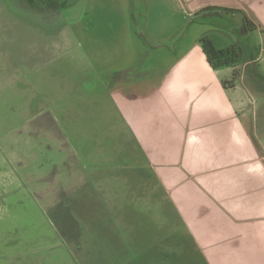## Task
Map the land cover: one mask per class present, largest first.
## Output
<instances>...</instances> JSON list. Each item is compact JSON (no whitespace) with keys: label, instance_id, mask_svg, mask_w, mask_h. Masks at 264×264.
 Instances as JSON below:
<instances>
[{"label":"rangeland","instance_id":"rangeland-1","mask_svg":"<svg viewBox=\"0 0 264 264\" xmlns=\"http://www.w3.org/2000/svg\"><path fill=\"white\" fill-rule=\"evenodd\" d=\"M61 1L56 9L41 5L44 10L35 13L19 10L16 0L7 6L0 0V21L9 22L0 26V264H96L95 252L106 258L101 264H212L211 251L191 239L164 207L167 202L161 212L145 208L152 209L155 199L145 184L140 188L138 165L133 161L130 169L121 157L126 148H134L132 154L138 149L129 145L128 130L151 150L161 142L159 111L166 117L159 120L162 127L172 118L164 105L158 108L157 92L177 61L185 62L178 70L181 81L203 79L206 93L219 96L225 112H236L231 125L238 117L248 131L255 125L263 151L264 59L261 68L252 63L244 81L226 90L222 82L232 79L230 72L207 67L200 43L202 38L217 48L238 43L249 58H257L255 35L242 33L232 18L191 16L177 0H148L146 23L128 16L125 0ZM198 26L207 32L196 39ZM66 54L74 57L71 67ZM120 61L130 64L127 84L135 95L152 94L155 102L121 107L120 87L112 89L118 79L113 66ZM54 116L55 126L49 122ZM167 133L162 142H174ZM257 167L244 168L264 172L262 164ZM52 176L56 181L48 183ZM49 184L81 199L67 207L73 228L62 224L66 238L57 232L55 205L50 213L45 210L54 196ZM78 231L81 248L74 241ZM257 250L248 260L257 264L256 255L264 264V250Z\"/></svg>","mask_w":264,"mask_h":264},{"label":"crops","instance_id":"crops-1","mask_svg":"<svg viewBox=\"0 0 264 264\" xmlns=\"http://www.w3.org/2000/svg\"><path fill=\"white\" fill-rule=\"evenodd\" d=\"M143 1L145 0H125L129 6L128 16L144 20L146 23L150 5L148 6V0L144 3ZM176 2L183 8L186 6L185 10H189L188 13L191 16L232 18L239 23L242 33L255 35L260 47L257 48L259 50L258 57L249 58L243 51L248 60L240 66L242 82L244 81L243 73L246 72L249 65L257 63L259 68L262 67L264 59V0H177ZM189 5L193 8H190ZM224 9L234 10V12H227ZM239 11L243 13L241 14ZM244 17L248 18L252 27H246ZM204 32L207 30L198 26L194 37L198 39L204 35ZM211 41L217 48L216 43ZM191 44L193 46V43ZM227 47L229 46L220 45L218 48L225 49ZM188 48L190 49L191 46ZM187 49H183L185 52L183 54H189L186 52ZM204 55L206 57L205 53ZM65 58L71 67L74 57H68L66 54ZM184 63V61H177L169 66L170 69L163 78L164 80L160 82V91L157 92L158 108L164 105L167 108L164 113L169 114L172 118L166 120L167 124L162 127L159 120L166 117L159 111L160 138L158 140L161 142L157 144L156 149L151 150L148 143L142 139L141 141L136 140L134 133L131 136L128 130L126 134L132 141H129V145L132 146L133 143L138 149L132 154L134 148H126L129 151L121 159L123 165H129L130 169L133 161L135 165H138L141 177H143L139 180L140 188H142V184H145L147 192L150 190L149 194L155 199L152 209L150 205H146L145 208L152 212H161V204L167 202L164 207L176 214V220L190 231L191 239L199 243L201 240V245L211 251L212 264H251L248 259H253V253L259 251L257 249L264 250V172L257 171V169L259 170L257 166L260 164L264 167V149L262 151L260 136L257 135L259 131L256 130L255 125L253 132L248 131L241 124L240 117L235 119L234 125H231L229 123L231 116L236 112H225V106L220 97L206 93L207 86L203 84V79L198 78L197 83L193 80L181 81L178 78V70H181ZM206 65L212 70L227 69L232 76L230 67L213 68L208 60ZM113 67L120 73L117 75L118 79L113 83L112 89L115 84L120 87L121 96L119 97L123 102L121 107L130 105L133 107V104L135 105L138 101H143V106L146 102L156 101L152 94L149 96L145 93L143 99L137 97L127 84L130 82L129 63L120 61ZM105 72H108L107 68ZM71 74L72 70L69 68L67 75ZM225 80L228 79L225 78ZM223 82V88L231 89L226 88ZM235 87L236 85L232 88L235 89ZM197 88L199 89L197 90ZM37 117H39V112L34 117L35 121ZM45 119L48 123L47 116ZM51 119L52 121L49 122L55 126L57 124L55 116ZM144 127L145 120L142 124L141 133L143 134L146 132ZM167 132L176 138L174 142L168 144L162 142V139L167 137L165 136L168 135ZM137 151H139V162L137 161ZM261 151L262 155L260 156ZM114 164L116 165L115 162ZM248 164L256 166V173L244 168ZM234 167L242 169L237 172L233 170ZM139 169L135 170L139 171ZM147 172L149 174L146 175ZM111 174L108 173V175ZM55 179L56 176L48 183H53L56 181ZM49 186L48 190H52L54 196L45 210L50 213L52 206L55 205L52 210H55L56 206L59 207V213H55V215L60 221L70 223L73 215L70 214L67 207L75 206V203H71L72 201L81 204V199L70 198V193L64 187L51 184ZM138 187L134 188L133 195L138 191ZM143 190L146 189L143 188ZM55 199H57V203L52 204ZM116 207L113 204V208ZM53 212L52 214H54ZM57 222L58 220L55 224L57 232L62 234ZM79 229H81L80 226ZM97 229L100 231L98 226ZM82 234L83 232L79 233L78 231L77 240H74L79 248L82 247L80 244ZM62 236L67 237L63 234ZM254 259L253 262L262 264L261 260H257L259 258L256 255Z\"/></svg>","mask_w":264,"mask_h":264},{"label":"trees","instance_id":"trees-1","mask_svg":"<svg viewBox=\"0 0 264 264\" xmlns=\"http://www.w3.org/2000/svg\"><path fill=\"white\" fill-rule=\"evenodd\" d=\"M224 11L234 12V10H229V9H224ZM239 12H241V14L243 13L242 11ZM244 22L247 28L252 27L250 24L251 22L248 20L247 17H244ZM200 42L202 44V49L206 54L207 60L209 61L210 65L213 68H219L222 66L232 68V79L225 80L223 84L226 88L234 87L236 85V82H238V80H241L242 73L240 66L243 65L248 60V57L244 56L241 46L237 44V45H231L223 49V48H216L215 44L210 39L202 38ZM74 227L78 229L79 226L78 224H74ZM60 230L62 231L63 235H66L65 230H63L61 227ZM95 255H97L96 258H94L95 259L94 263L96 264H99L100 260L106 259L102 254H98V253L96 254L95 252ZM131 264H137V263L132 262Z\"/></svg>","mask_w":264,"mask_h":264},{"label":"flooded vegetation","instance_id":"flooded-vegetation-1","mask_svg":"<svg viewBox=\"0 0 264 264\" xmlns=\"http://www.w3.org/2000/svg\"><path fill=\"white\" fill-rule=\"evenodd\" d=\"M2 1V5L1 6H7L10 4L11 0H1ZM12 3V2H11ZM16 3L19 4V7H17L19 10L21 9L22 11H26V10H33V12L37 13V12H41L42 10H44V8H48V9H56L58 8V6L60 4H62L61 0H16ZM64 4V3H63ZM41 5H43V7H41ZM2 9L0 8V11ZM9 24V22L7 20L4 19L3 23H1L0 21V26H2L3 28H6L7 25ZM70 56H75L73 54H70ZM74 63V61L72 60V64ZM113 76H117L119 75V70H115L112 72ZM59 207L56 206L55 208V212L59 213L58 210ZM64 223H68L67 221H60L57 223L58 226H62V224L64 225ZM69 224V223H68ZM70 227H73V223L70 224ZM66 230V229H65Z\"/></svg>","mask_w":264,"mask_h":264}]
</instances>
